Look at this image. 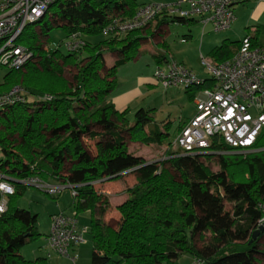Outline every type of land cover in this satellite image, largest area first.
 Masks as SVG:
<instances>
[{
    "label": "trees",
    "instance_id": "16d2710c",
    "mask_svg": "<svg viewBox=\"0 0 264 264\" xmlns=\"http://www.w3.org/2000/svg\"><path fill=\"white\" fill-rule=\"evenodd\" d=\"M143 4L138 0L56 2L51 7L53 23L63 21L56 26L63 27L67 37L79 33L85 42L76 52L66 47L64 52V43L43 48L41 37L50 41L46 34L52 25L45 24L39 32L33 25L27 27L19 41L32 49L36 58L26 64L25 71H8L0 88L21 84L31 96L53 98L17 103L0 113L2 162L13 178L38 176L76 185V215L89 211L92 216L91 264H164L176 262L183 254L202 259L204 264H256L254 254L264 255L257 249V240L251 241L261 226L259 220L264 224V127L255 144L258 151L233 152L228 144L214 141L202 157H218L220 169L216 172L206 161H198L199 155L172 150V141L163 161L147 160L128 147L127 135L147 144H163L170 136L171 123L157 124L154 108L138 109L130 122L128 110L119 111L110 100L118 84V69L137 56L143 37L141 29L112 39L103 30L114 19L131 17ZM193 21L173 17L160 20L158 25ZM261 28L264 26L256 31ZM98 35L104 38L90 40ZM250 37L254 44H261L255 35ZM241 42L224 40L212 50V61L230 59ZM109 52L118 56L112 66L104 59ZM156 58L161 61L168 54L159 53ZM66 68L75 69L72 79L66 77ZM211 84V79H205L196 88ZM186 122H180L177 134ZM87 137L96 140L95 153L88 148ZM186 160L193 164L190 168L184 167ZM128 169H133L137 182L127 189L129 197L118 206L121 219L114 227L105 220L109 196L97 190L94 182L104 177L119 179ZM25 186L17 184L8 210L0 217V264H47L45 258L31 260L20 253L23 245L39 235L38 215L15 205ZM197 188L208 193L213 202L206 213L198 209L203 200ZM224 198L233 202L234 215L226 226L217 227V218L229 216L223 210ZM229 228L248 239L236 242L229 236ZM206 230L219 241L225 239L223 245H209L213 247L210 254L195 241L197 231Z\"/></svg>",
    "mask_w": 264,
    "mask_h": 264
},
{
    "label": "built area",
    "instance_id": "2783aa9c",
    "mask_svg": "<svg viewBox=\"0 0 264 264\" xmlns=\"http://www.w3.org/2000/svg\"><path fill=\"white\" fill-rule=\"evenodd\" d=\"M59 0H0V69L21 70L35 53L20 43L27 27L39 23ZM242 0H175L151 1L141 5L136 13L126 19H114L104 28L103 34L112 38L124 37L129 32L149 26L157 17L198 19L205 28L211 25L215 31L231 27L236 19L234 6ZM184 42L185 39H182ZM63 46L71 52L78 51L84 40L79 33L70 34ZM211 76L212 84L200 89L195 98L197 113L187 120L172 141L170 148L181 150L183 155L206 154L212 144L224 142L238 153H250L260 149L256 141L264 127V45L254 44L250 36L242 39L241 46L230 59L219 63L203 61ZM156 80L165 88L177 86L189 89L203 85L192 70L175 60H167L156 66ZM4 82V81H3ZM2 83H0V86ZM53 97L31 96L21 84L10 89L0 88V113L17 103L37 100L50 101ZM0 161V217L8 210L9 200L17 191V184L34 185L51 195H58L70 188L76 198V185L51 184L38 176L13 178ZM133 173L125 170L121 175ZM109 177L94 182L99 185ZM87 228H79L77 215L58 212L51 216L49 247L76 264L75 246L85 241ZM189 264H204L193 258Z\"/></svg>",
    "mask_w": 264,
    "mask_h": 264
},
{
    "label": "rangeland",
    "instance_id": "374dc122",
    "mask_svg": "<svg viewBox=\"0 0 264 264\" xmlns=\"http://www.w3.org/2000/svg\"><path fill=\"white\" fill-rule=\"evenodd\" d=\"M149 1L151 0H138L140 4L148 3ZM163 1L173 2L175 0ZM51 13L52 11L50 10V12L39 23L33 25V28L36 31L38 30V32L39 28L44 27L45 24H49L50 26L52 25L51 29L46 34L50 41L47 43V38L43 36L41 37L40 42L43 48H55L59 43H63L67 38L66 30L63 27L56 26L62 24L63 21L57 20L53 23ZM159 21L160 20H157L146 28L139 30V34L143 37L140 51L134 59L122 65L118 69V84L115 87L116 91L119 92L120 90H125L128 86H135L138 84L139 77L153 79L156 64L154 56L156 52H159L162 49L161 45L163 40L166 41L168 44L167 46L171 48V55L177 60V62H183L184 65L192 70L200 79H211V76L208 74L207 67L203 61H210L212 59L211 56L208 55L207 50L209 48L211 50L216 40L219 37L221 38L226 30L217 32L212 28L211 25L203 28V25L200 22H193L190 24L170 22L168 25L169 32L164 35L162 29L159 31ZM257 36L260 41L264 42V31L259 32ZM184 37L187 39L185 42L182 41V38ZM102 38H104V36L98 35L90 40L97 41L101 40ZM62 50L65 52L63 45ZM117 57L118 56L116 53H105L104 59L106 65L112 66ZM66 69V77L68 79H72L75 69ZM21 70L25 71V67ZM7 72V69H0V83L4 81ZM139 88L141 91V96L138 97L135 103L132 105L135 109L127 115L129 121L132 122L134 120L135 112L139 108H154V119L157 124H163L165 121H169L171 123L169 130L170 136L163 144H147L141 140H132L130 136L127 135L126 139L128 142V147L133 153L145 156L147 160L163 161L167 155V149L169 148L168 143L169 141H173L175 139L177 135L176 129L180 122L182 120H189L195 117L197 113L195 98L199 96L200 90L196 87L190 91H187L184 87L177 86L165 88L159 82L154 86H149L148 84L140 85ZM115 89L113 92H115ZM85 141L88 148L93 151L92 153H95L96 140L87 137ZM234 151L235 150H233V152ZM197 155H199L197 156L198 161H206L212 171L216 172L220 169L217 156L212 157L210 160H205L204 157H202L203 154ZM3 158L4 155L0 149V161L3 160ZM183 165L186 168H190L193 164L186 160L183 162ZM136 182L134 181V184L131 187H133ZM49 183L57 184L55 181H50ZM102 187L97 189L111 197V184L104 186L105 191L101 189ZM196 193L198 194V197L203 200L198 209L201 213H206L208 211L207 206L209 208L213 203L211 197L208 193L200 192L198 188L196 189ZM15 205L20 208L28 209L34 214L38 215L37 229L39 235L20 248V253L25 258L31 260L45 258L47 260V264H75L70 257L60 255L59 253L50 249L46 240V235L50 232L51 216L53 213L59 212L62 209H66L69 214L76 213L74 208V197L70 188H64L58 195H51L47 191L41 190L34 185H26L23 188L22 193L16 196ZM119 205H117V200L113 199L109 206L110 212H114V209H117ZM223 210L228 211L229 216L217 218V227L226 226L228 218L230 219V217L234 215L233 202L227 200V198H224ZM77 220L79 225L82 228H87L88 231L84 236L85 241L80 244V248L78 252H76L79 255V259L77 258L78 264H91L93 242L92 236L90 234V227L92 223V216L90 212L83 211L77 215ZM260 225L263 224H261V221L259 220V226ZM229 236L232 237L236 242H243L249 237H240L241 235L237 234V232H235V230L232 228H229ZM254 240H257V249L259 251H264V230H262ZM195 241L197 246L200 247L205 254H210L211 249L213 248L210 246L223 245L225 239L219 241L213 237L211 231L206 230L201 232L197 231L195 235ZM254 257L257 259L256 264H264L263 254L255 253ZM192 258L193 257L190 254H183L176 262L164 264H189L192 261ZM121 264L127 263L123 262Z\"/></svg>",
    "mask_w": 264,
    "mask_h": 264
},
{
    "label": "crops",
    "instance_id": "0c3cea01",
    "mask_svg": "<svg viewBox=\"0 0 264 264\" xmlns=\"http://www.w3.org/2000/svg\"><path fill=\"white\" fill-rule=\"evenodd\" d=\"M151 1H156V0H151ZM151 1H149V2H151ZM234 12H235V16H236L235 21L233 22L231 27L226 30V32L222 35V37L221 38L219 37L216 40V42L212 46L211 50H210V48L207 50V53L209 56H211L212 50L216 46L221 45L224 40L241 41L246 36H254L255 35L257 42L264 45V42L260 41V39L257 36L259 32L264 31V28H261L260 31H256L258 26H264V0H242L241 2L237 3L234 6ZM159 19L160 20L168 19V17L161 16V17H159ZM154 22H156V20ZM193 22H199V21H198V19H194ZM168 25H169L168 22H164L160 26L159 31H160V29H162L163 30L162 32H164V35L167 34L169 32ZM159 34H161V33H159ZM157 36H159V35H157ZM162 39H161V41H162ZM182 39H185V41L187 40L186 37H184ZM162 42L165 44V46L161 45L162 49L159 52H156L155 56H154V58L156 60L155 69H156V66L160 62L162 63V62H165L167 60H172V59L177 61L171 55V48H169L167 46L168 45L167 42L164 40ZM164 52H166L168 54V58L167 59L163 58V60L159 61L160 59L158 60L156 58V55L159 53H164ZM211 61H212V59H211ZM181 63L184 64L183 62H181ZM155 69H154V71H155ZM144 84H148L149 86H154V85L158 84V81L156 80L154 74H153V79L152 78H146V77H139L138 84H136L135 86H131V87L128 86L127 89L120 90L119 92L116 91V89H115V92H113L110 96L111 102L115 105L116 109H118L119 111L128 110V113H130L132 110L135 109V108H133L132 105L135 103L137 98L141 96V91H140L139 87H140V85H144ZM194 87H197V86H194ZM141 108H145V107H141ZM128 113H127V115H128ZM134 181L136 182V175L134 173H130V174L125 175L124 177H121L119 179L109 180V181H106V182L101 183L99 185H95V187L97 189V188L103 186L101 189L103 191H105L104 186L111 184V197L109 196L110 202L112 203L113 199L114 200L116 199L117 205H119V204H122L128 198L127 189L134 184L133 183ZM111 210H112V208H111ZM114 210H115L114 212H110V208L108 209V211L105 214V220L108 223H110L112 226L117 227L119 222H120V219H121V214L118 211V209H114ZM59 212H65V213L69 214L66 209H62ZM55 213H58V212H55ZM55 213H53V214H55ZM78 226H79V228H82L79 225V223H78ZM47 235H46V240H47ZM79 248H80V244L75 246L72 250V253L76 254L78 259H79V255L76 252H78ZM76 264H78V260H77Z\"/></svg>",
    "mask_w": 264,
    "mask_h": 264
},
{
    "label": "water",
    "instance_id": "95a60500",
    "mask_svg": "<svg viewBox=\"0 0 264 264\" xmlns=\"http://www.w3.org/2000/svg\"><path fill=\"white\" fill-rule=\"evenodd\" d=\"M262 230H264V224L261 225V226H260V227H259L254 233H253L251 241H253V240L257 237V235H258Z\"/></svg>",
    "mask_w": 264,
    "mask_h": 264
}]
</instances>
